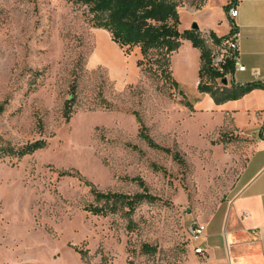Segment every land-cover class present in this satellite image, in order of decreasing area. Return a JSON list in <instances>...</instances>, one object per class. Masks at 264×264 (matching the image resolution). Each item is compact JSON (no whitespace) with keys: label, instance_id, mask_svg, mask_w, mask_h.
<instances>
[{"label":"rangeland","instance_id":"rangeland-1","mask_svg":"<svg viewBox=\"0 0 264 264\" xmlns=\"http://www.w3.org/2000/svg\"><path fill=\"white\" fill-rule=\"evenodd\" d=\"M85 10L71 0H0V264H209L188 230L230 220L245 141L186 107L197 97L193 55L181 46L171 54L174 88ZM105 49L127 64L124 74L95 58ZM136 117L182 162L149 147ZM40 140L46 146L31 154H7ZM143 188L158 200L132 212L85 210L102 205L92 191Z\"/></svg>","mask_w":264,"mask_h":264},{"label":"crops","instance_id":"crops-1","mask_svg":"<svg viewBox=\"0 0 264 264\" xmlns=\"http://www.w3.org/2000/svg\"><path fill=\"white\" fill-rule=\"evenodd\" d=\"M229 0H181L180 31L197 25L201 35L223 38L230 32L226 13ZM235 19L239 60L243 71L227 76V85H264V0H239ZM193 55L194 87L192 109L212 114L214 129L235 134L245 141L247 160L238 178V192L228 206V223L210 219L200 239L209 264H264V89H253L235 100L215 104L209 94L197 89L200 52L184 41L179 50ZM196 71V72H195ZM206 116V115H205ZM223 234L224 238H221ZM226 241L229 249H226ZM230 259L228 263H226Z\"/></svg>","mask_w":264,"mask_h":264},{"label":"trees","instance_id":"trees-1","mask_svg":"<svg viewBox=\"0 0 264 264\" xmlns=\"http://www.w3.org/2000/svg\"><path fill=\"white\" fill-rule=\"evenodd\" d=\"M74 4L83 6L87 20L95 28L107 31L111 41L120 48L130 51L138 49L141 59L137 66L143 67L151 73L160 72L162 78L167 79L176 88L177 83L172 78L170 70V56L184 41H189L192 47L200 52V68L198 71L199 84L197 89L200 93L211 96L215 104H221L228 100H235L253 89H264V85L256 82L245 85L222 84V79L234 72L232 61L225 64V72L218 75L210 67V47L206 43L205 36L201 35L196 28L180 31L179 7L181 0H71ZM214 43H220L223 38H217L209 33ZM220 78V82L218 79ZM182 94V93H180ZM184 98V97H183ZM74 100V88L72 87L69 101ZM186 107L192 109L189 103ZM70 109V108H69ZM2 107H0V113ZM68 115V114H67ZM140 124L138 136L145 141L149 147L171 154L175 160H179L177 153L169 148L155 143L148 135L145 127ZM46 146L45 141H35L15 150H7L8 155L18 157L33 153L37 149ZM136 181V179H132ZM95 203L102 205H89L85 210L94 215H106L108 211L115 212L117 207L127 208L132 212L140 203L154 202L158 197L151 195L144 188L141 193L133 195L101 193L92 191ZM145 250H150L145 246Z\"/></svg>","mask_w":264,"mask_h":264},{"label":"built area","instance_id":"built-area-1","mask_svg":"<svg viewBox=\"0 0 264 264\" xmlns=\"http://www.w3.org/2000/svg\"><path fill=\"white\" fill-rule=\"evenodd\" d=\"M239 0H229L226 6V13L231 20L229 34L220 41V43H214L213 40L205 36L206 43L210 47V67L211 70L222 75L225 72V64L227 61H232L234 71H243L244 66L240 64L239 60V41L237 25L234 22L239 15ZM227 78V77H226ZM220 82V78L218 79ZM199 81H197V86ZM189 235L194 241H198L205 232V225L195 223L189 227ZM195 254L205 257V250L202 247L194 248Z\"/></svg>","mask_w":264,"mask_h":264},{"label":"bare ground","instance_id":"bare-ground-1","mask_svg":"<svg viewBox=\"0 0 264 264\" xmlns=\"http://www.w3.org/2000/svg\"><path fill=\"white\" fill-rule=\"evenodd\" d=\"M95 58L98 61H101V63L109 65L112 70H115L119 74H124V72H126L127 64L125 65V63L119 60V58H117V56H115L110 50H103V52L97 54Z\"/></svg>","mask_w":264,"mask_h":264},{"label":"water","instance_id":"water-1","mask_svg":"<svg viewBox=\"0 0 264 264\" xmlns=\"http://www.w3.org/2000/svg\"><path fill=\"white\" fill-rule=\"evenodd\" d=\"M192 28H195V29H196V28H197V25H195V24L192 25ZM227 82H228V81H227V78H223V79H222V84H223V85H226Z\"/></svg>","mask_w":264,"mask_h":264}]
</instances>
